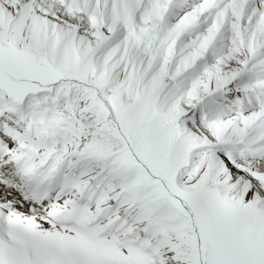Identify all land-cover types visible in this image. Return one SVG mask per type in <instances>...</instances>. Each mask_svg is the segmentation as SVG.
I'll return each mask as SVG.
<instances>
[{"label": "snow or ice", "instance_id": "1", "mask_svg": "<svg viewBox=\"0 0 264 264\" xmlns=\"http://www.w3.org/2000/svg\"><path fill=\"white\" fill-rule=\"evenodd\" d=\"M0 264H264V0H0Z\"/></svg>", "mask_w": 264, "mask_h": 264}]
</instances>
